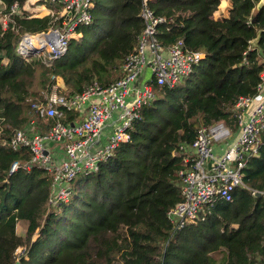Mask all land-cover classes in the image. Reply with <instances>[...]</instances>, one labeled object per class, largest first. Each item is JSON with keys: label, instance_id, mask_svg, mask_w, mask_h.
Returning <instances> with one entry per match:
<instances>
[{"label": "trees", "instance_id": "16d2710c", "mask_svg": "<svg viewBox=\"0 0 264 264\" xmlns=\"http://www.w3.org/2000/svg\"><path fill=\"white\" fill-rule=\"evenodd\" d=\"M220 1L149 0L166 20L158 26L162 46L180 39L202 58L180 83L152 84L154 98L141 108L129 140L95 172L77 176L65 202L47 204L44 169L9 172L12 162L29 159L27 149L0 145V264H15L20 246L25 249L16 264H264V199L244 187L234 189L231 201L216 203L204 221L172 230L166 216L180 200L178 146L190 144L200 126L231 125L234 102L253 96L264 75V5L227 0L220 13ZM14 20L19 32H35L46 28L48 17ZM142 26L139 0H94L80 40L48 67L24 61L14 50L17 34L0 28V140L31 120L45 127L53 122L30 107L52 86L69 96L117 79ZM96 30L91 41L82 35ZM75 118L76 112L63 110L59 120ZM241 174L246 187L264 191V135Z\"/></svg>", "mask_w": 264, "mask_h": 264}, {"label": "built area", "instance_id": "2783aa9c", "mask_svg": "<svg viewBox=\"0 0 264 264\" xmlns=\"http://www.w3.org/2000/svg\"><path fill=\"white\" fill-rule=\"evenodd\" d=\"M93 3L94 0H24L22 4L13 1L6 5L0 0V28L4 31L9 26L17 34L14 50L24 61H38L48 67L65 54L71 41L80 40L79 28L92 21ZM14 16H46L47 26L35 32H19ZM139 17L143 26L136 46L122 59L117 79L103 87L90 85L69 96L52 86L44 100L30 103L36 116L53 119L47 129L42 134H32L29 128L16 129L7 140H0V145L24 147L29 152V159L12 162L9 172L33 165L48 173L50 207L67 200L70 184L78 175L95 172L99 163L129 140L141 108L154 98L152 84L172 87L190 75L202 58L200 51L187 49L180 39L162 46L157 38L158 26L166 20L153 13L149 0H139ZM63 110L76 112L75 120L62 123L59 119ZM232 118L231 125L217 121L198 127L190 144L179 145L174 153L180 156L176 172L180 200L166 212L172 230L206 220L216 203L232 200L236 187L254 194L242 183L241 169L249 157L256 155L264 135L263 74L253 96L239 97L234 102ZM108 122L110 132L102 141ZM54 142H61L59 159L48 148ZM261 193L264 195V191ZM24 249L20 246L15 250V264Z\"/></svg>", "mask_w": 264, "mask_h": 264}, {"label": "crops", "instance_id": "0c3cea01", "mask_svg": "<svg viewBox=\"0 0 264 264\" xmlns=\"http://www.w3.org/2000/svg\"><path fill=\"white\" fill-rule=\"evenodd\" d=\"M227 6V0H221L220 1V5H219V12L220 13H223L225 11V8ZM56 84L58 86H60V80L59 78L56 79ZM30 130V132L33 134V133H38V134H42L46 129H47V126L45 127L44 126H40L36 123L35 119L34 120H31L25 127H24V130L28 129ZM110 132V125H109V122L106 124L104 130H103V137H102V141L105 140V138L107 137V135L109 134ZM48 148L50 150V152L52 153L53 157L54 158H60L61 157V142H54V143H49L48 144ZM16 232L18 234H22L24 232L23 228L21 226H17L16 227Z\"/></svg>", "mask_w": 264, "mask_h": 264}, {"label": "rangeland", "instance_id": "374dc122", "mask_svg": "<svg viewBox=\"0 0 264 264\" xmlns=\"http://www.w3.org/2000/svg\"><path fill=\"white\" fill-rule=\"evenodd\" d=\"M98 30V29H97ZM97 30L96 31H91V32H89V33H87V34H82L87 40H89V41H91L93 38H94V36L97 34L96 32H97ZM92 35V36H91ZM80 38H81V35H80ZM76 42V41H75ZM149 73H147L146 74V78L148 79L149 78ZM185 78V77H184ZM184 78H182V79H180L177 83H180ZM31 114H32V112H31ZM33 115V114H32ZM104 130V129H103ZM79 176V175H78ZM82 190H86V188H84V187H82ZM255 191V190H254ZM261 192V191H260ZM251 194V193H250ZM252 195V194H251ZM25 256V254L23 255V257Z\"/></svg>", "mask_w": 264, "mask_h": 264}, {"label": "water", "instance_id": "95a60500", "mask_svg": "<svg viewBox=\"0 0 264 264\" xmlns=\"http://www.w3.org/2000/svg\"><path fill=\"white\" fill-rule=\"evenodd\" d=\"M264 5V0H258L256 7L259 8ZM253 42V41H252ZM254 197H262L264 199V195L260 191H255L253 194Z\"/></svg>", "mask_w": 264, "mask_h": 264}]
</instances>
